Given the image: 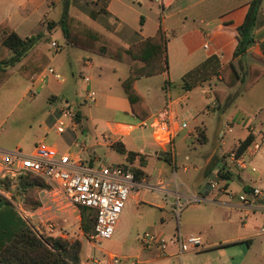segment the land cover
<instances>
[{"label": "crops", "instance_id": "0c3cea01", "mask_svg": "<svg viewBox=\"0 0 264 264\" xmlns=\"http://www.w3.org/2000/svg\"><path fill=\"white\" fill-rule=\"evenodd\" d=\"M250 1L251 0H170L166 5H163V0H70V13L99 31L105 37L124 47H129L137 41L154 36L159 28H162L167 36L166 53L168 69L166 72L159 75L144 76L137 80L135 85L150 107L152 112L150 117L163 111L168 100H171L173 116L177 117V120L171 121L173 127L177 129V133L173 140L180 135L182 139L185 140H188L191 137H195L199 140L196 128L204 130L203 127L198 123L192 128H189L188 123L187 127H181V124L184 123V121H179L180 115L177 105L186 99H190L191 92L197 87H202L201 91L205 94V98H210L212 97V89L206 87L205 84H211L210 87H212L213 83L215 85L218 83L219 86L217 87H220L222 83L220 81V76L211 74L207 80L199 81L197 85L188 89L184 82H182V79L190 71L199 67L210 58H213L212 62L209 64L210 70L215 69L218 71L219 68L232 60L238 65L241 72L244 73L243 75H245L248 72L249 67L257 62L251 54L255 53L260 56L264 55L263 0L253 32L254 43L249 47L246 53L237 58L233 57L234 50L237 46L235 28L243 22L248 9L247 5ZM63 2L64 0H0V23L7 21L18 33L19 26L28 23L32 15L37 13L44 6H53L56 8L58 5H61V10L63 12ZM44 19L48 22L51 20H58L46 17ZM87 20H90L91 23ZM58 28L59 27H55L50 30L58 31ZM50 30L49 32L51 33L52 31ZM61 35L63 36L62 31ZM65 44L67 46L66 54L58 61L59 65L53 67L56 70L61 69L66 71L68 68H66L67 65L79 66L80 71L86 75L84 79L85 84L90 87V90H98L97 92L99 95L104 96L107 106L115 111L114 115L123 117L124 119L134 118L138 120L137 124L124 121H108L106 125L111 134L112 141L110 143L98 142V144L115 148L114 144L116 142H121L128 150L144 156L146 165L142 166L139 158H136L133 162L129 161L126 154L122 156L123 158L116 161L114 160L111 164H132L136 169H141L143 173L141 178L137 180L140 183L145 184L143 187L144 189L149 190L151 188L156 190V194H154L153 198L158 200L157 202H145L158 208L168 207L175 210L177 194H180L181 197V193L177 191V186L174 190L169 188L172 182V177L167 175L169 168L163 163L161 167L158 168L157 175H153L147 168L149 166V157H147V133L144 131L146 127L140 126L141 119L136 117L132 112L129 100L121 86L122 80L129 75V65L124 63L128 65V68L125 67L122 69L121 66H119V63L123 62L92 54L82 49L80 50H82L84 54L75 52L74 48L76 47L67 43L66 40ZM205 45H208V47H205ZM40 48L42 49L41 46ZM61 49H63V46L59 45L58 50L55 51L59 53L58 51H62ZM111 60L115 63L113 64ZM119 70H122V73L118 75L117 73ZM112 73L117 74L116 82H113L114 80L110 78V74ZM38 75L30 83V86H28L24 93L25 95H29L31 87L36 89L37 86L44 84L46 81L47 76L41 80L38 78ZM154 77H162L163 80L161 88L157 91L152 88L151 79ZM57 80L65 83L63 79ZM176 82L179 83V89L181 90H179L180 92L177 97L172 98L170 93L171 83ZM189 83L191 84V82ZM113 84L121 87L122 94L112 93ZM257 88H264V76L248 91L250 92ZM233 89L234 87L228 89V92L231 93ZM51 101L55 104L57 96L53 95ZM96 103H98V100ZM77 106L78 104L76 103L72 105V107L76 109L77 120L70 122L71 126L65 132H56L58 142H47L55 145L60 152L71 151L74 155H77L85 165L98 167L96 164L98 161L97 154L95 150L90 151V147L93 145L87 146L79 142L81 132L78 130V124L82 123L83 115L77 110ZM216 106L221 107L218 105L217 101L214 102V107ZM55 114L58 116V110H56ZM244 117L245 116L241 114L236 120V117L232 116V120L236 123L234 126L239 127L242 130L241 132H243L240 141L244 140L250 134L248 129L252 127L243 120ZM193 119L197 122V117H194ZM55 126L56 122L52 127L55 129ZM131 126H133L132 129ZM138 127L143 130L138 134V137L131 138L133 131ZM149 129L152 138L156 140L153 137V130L151 128ZM186 129L188 130L185 131ZM46 138L47 136L42 140H45ZM222 139L223 137H221L220 133L218 141H221ZM163 140L167 141L168 139ZM139 146L141 149H137L140 148ZM0 151L7 152L9 150L0 146ZM155 155L158 158L162 157V151L155 150ZM224 155L225 154L219 155L217 152H213L207 156L202 172L204 177H209L211 174H216L219 177V172L223 168L222 157ZM168 157L169 155L165 157V160H167ZM227 159L229 160L228 156ZM167 162L170 166H175L174 157L171 162L168 160ZM227 164L230 166L232 165L230 164V161H228ZM251 166L253 165L247 164L246 169L250 171L248 176L250 173H256L255 175L250 176L251 181L254 182V186L250 185L244 178L245 171L247 170L237 168L238 170L236 169L233 171V173H236L234 177L238 176L240 178V185L237 189L233 190L230 187L229 181L232 178H220L222 180V184L220 185L222 188L219 189L222 192H219L216 197H213L214 195H212V197H209V195H207V197H201L193 193V196L203 198L202 202L211 201L212 203H221L230 207L234 211L240 212L238 222L242 227V230H236L237 232L235 233L231 232V235L224 237L222 241L212 243L204 241L205 246L198 251H220L224 254L227 250L226 248L229 246L237 247L238 245H242V243H247L251 246L255 242V237L264 236L259 232L260 228L264 226V168L253 172ZM227 170L232 171L230 168H227ZM174 173L176 175V172ZM17 178L0 177V252L21 229L27 225L33 226V224H36L32 221L29 223V221L24 218L23 210L30 211L34 209L25 208L24 195L17 190ZM149 179L153 180L152 185L148 184ZM160 182L164 184L162 188H165V190L153 188V186H157ZM252 187L261 188L263 194L254 205L253 210L249 214V218L243 224L241 222V217L244 213L243 201L245 198L251 197L250 189ZM143 188L133 193V196L136 199H140L142 194L148 192L146 190L142 191ZM40 189L41 188L37 189L35 192L37 200H39ZM173 197L175 199H173ZM218 197L219 199H217ZM141 251L152 253L153 249H144L141 245ZM191 251L194 252L195 250L182 253L178 244L173 243L172 245H169L168 254L166 256L160 255L159 251L158 256L164 257L165 260L177 256L183 258L184 254ZM126 258H129V260L131 259L130 257ZM230 258L231 259L228 258L227 261L219 264H235V257L232 256ZM243 263L264 264V253L259 255L258 258L239 262L238 264ZM108 264L112 263L109 261Z\"/></svg>", "mask_w": 264, "mask_h": 264}, {"label": "rangeland", "instance_id": "374dc122", "mask_svg": "<svg viewBox=\"0 0 264 264\" xmlns=\"http://www.w3.org/2000/svg\"><path fill=\"white\" fill-rule=\"evenodd\" d=\"M61 9V5L56 8L44 6L32 15L28 23L18 28V33L22 37H30L38 33L44 34L38 47H42L48 58L46 67L59 65L58 61L64 57L67 51L60 27L58 31H52L48 28V21L44 19L45 17L59 19L62 15ZM87 21L91 23L90 20ZM49 30L52 32L50 33ZM54 40L63 46L62 51H58L59 53L51 45ZM74 51L84 54L79 48H74ZM111 62L115 63L112 60ZM119 66L122 69L128 68V65L124 63H119ZM66 68V71L57 69L65 83L58 81L51 75H47L44 84L36 87L34 95L24 94L30 86L31 80H27L19 74V65L11 69V77L0 90V146L9 151L19 149L29 153L35 144L46 136V141L58 142V136L52 127L58 118L55 112L62 105L68 103L72 106L76 103L78 104L77 110L83 115L82 123L78 124V130L81 132L79 142L87 146L93 145L90 147V151L95 150L97 154L98 161L96 164L98 166L103 163L111 164L114 160L123 158L124 154H121L115 148L99 145L98 142L110 143L112 141L106 125L108 121H124L137 124L138 120L134 118L124 119L114 115L115 111L107 106L104 96L99 95L98 90L96 91L98 103L86 101V94L90 91V87L85 84L86 75L80 71L77 65H67ZM121 73L122 70H119L117 74ZM117 74H110V78L114 80L113 82H116ZM151 83L152 88L157 91L163 84L162 77L152 78ZM114 84L112 93L122 94L121 87ZM205 85L210 89L219 86L218 83L217 85L213 83L212 87H210L211 84L206 83ZM179 88L178 82L171 83L170 93L172 98L179 95V90H181ZM201 89L202 87L193 89L190 99L178 104L177 108H179L180 122L188 123L189 128L194 127L197 123L203 127L208 137L206 143H201L195 137L185 140L182 139L181 135L172 140V143L166 140L157 141L152 138L149 128L144 129L148 139V171H151L153 175H157L158 168L163 163L169 168L167 175L172 177L169 188L174 190L177 186V191L181 193L180 208L177 210V204L175 210H172L168 207L158 208L146 203L145 201L157 202L158 200L153 198L156 190L143 188L142 191L146 190L148 192L142 194L140 199H136L133 194L129 197L113 237L98 243L89 238L92 231L86 233L83 230L82 218L78 222L75 218L66 216L69 220V228L73 232V236L69 240L81 242V264H108L110 257H117L121 262L120 264H124L126 257H130L131 261H137V264H219L227 261L228 258L231 259L232 256L235 257V264H238L239 262L258 258L259 255L264 253V236L255 237V242L251 246L247 243H242L237 247L229 246L224 254L220 251H191L184 254L183 258L177 256L165 260L164 257L158 256L157 247L152 248V253L141 251L140 238L146 232L158 234L164 238L168 245H172L174 243L172 240L179 234V231L183 237L199 235L204 241L212 243L222 241L224 237L231 235V232L235 233L242 230L241 224L238 222L240 212L217 202L190 203V198L193 193L201 197H207V195L216 197L222 191L219 187L212 188L210 181H216L221 185L222 180L220 178L224 179L222 175L227 173H230L232 177L229 181L230 187L233 190L238 188L240 178L238 176L234 177L236 173H233L237 167L227 164L229 161L227 156L229 157L232 148L238 147L243 132L237 126H233L229 131L226 125L228 121H232V116L236 117L237 120L243 114L245 116L243 120L254 127L256 135L264 134V88L246 92L243 90V84L240 83L231 92L233 97L237 95L236 99L228 105L222 104L221 107H214L216 100L213 92L212 97L205 98V94ZM53 95L57 96L55 104L51 101ZM76 117L75 120H77ZM194 117H197V122L194 121ZM142 130L139 127L136 128L131 138L138 137ZM224 132L223 139L218 141L219 134ZM137 149H141V147ZM155 150L162 151V157H156ZM213 152H217L219 155L225 154L222 157L223 165L232 171H224L223 168L219 172V177L216 174L204 177L202 172L206 158ZM168 155L174 157L175 166H170L165 160ZM245 159L247 164L257 167L258 170L263 169L264 140L259 151L251 158L246 155ZM174 172H176V175ZM249 172V170L245 171L244 178L250 185L254 186L250 176L256 173H250L248 176ZM152 181L149 179L148 184L152 185ZM173 199L175 198L173 197Z\"/></svg>", "mask_w": 264, "mask_h": 264}, {"label": "trees", "instance_id": "16d2710c", "mask_svg": "<svg viewBox=\"0 0 264 264\" xmlns=\"http://www.w3.org/2000/svg\"><path fill=\"white\" fill-rule=\"evenodd\" d=\"M169 1L163 0V5ZM262 1L251 0L247 5L248 9L243 22L235 28L237 46L233 53L234 58L246 53L254 43L253 32ZM63 4L61 17L58 20L49 21L48 28L60 27L66 42L76 48L128 64L130 71L129 75L122 80V89L135 116L141 120L149 118L152 114L150 107L135 84L144 76L159 75L167 71V36L165 31L159 28L154 36L124 47L73 16L70 13V0H64ZM43 37V33L22 37L7 21L0 23V90L11 77L13 67L19 65V74L32 82L47 66L48 58L38 47ZM251 55L257 62L249 67L245 75L232 60L219 68L218 71L210 70L209 64L213 60L210 58L184 76L182 82L190 89L199 81L207 80L211 74H216L220 76L222 85L212 88L213 95L219 106L228 105L236 98L228 92V89L242 83L243 90L248 91L264 76V55L260 56L255 53ZM196 129L198 139L201 143H205L207 137L204 130ZM252 140V134L241 140L238 144V154H242ZM114 147L120 153L126 154L129 161L133 162L139 158L141 165H146L144 156L128 150L123 143L116 142ZM167 160L172 161L171 155ZM223 168L224 171L227 170L224 165ZM142 173L141 169H136V179H140ZM222 177L224 179L232 178L230 173L223 174ZM45 187H48L47 183L39 176L22 174L17 178V190L24 195L26 209H35L39 206L40 202L36 199L35 192L37 189ZM94 214L92 209L82 208V227L86 233L94 229ZM80 253V241L53 237L45 231L37 234L34 226L27 225L2 249L0 264H81Z\"/></svg>", "mask_w": 264, "mask_h": 264}, {"label": "built area", "instance_id": "2783aa9c", "mask_svg": "<svg viewBox=\"0 0 264 264\" xmlns=\"http://www.w3.org/2000/svg\"><path fill=\"white\" fill-rule=\"evenodd\" d=\"M51 45L55 50H58L57 41H52ZM47 75L62 79V75L53 66H48L42 70L38 78L43 80ZM29 93L34 95L35 89L31 87ZM86 101L97 102L95 90H90L87 93ZM76 116V109L72 106L65 104L59 107L55 126L56 132H65L71 126L70 122L75 121ZM173 120H177V117L173 116L172 103L169 99L163 111L141 120L140 126L151 128L153 137L157 141L168 139L167 141L172 143L177 133V129L173 127L171 122ZM235 124L233 120L228 121L226 127L231 131ZM187 125L184 122L181 127L185 128ZM132 128L133 126H131ZM248 130L252 134L253 140L245 151L238 154V147H236L229 152L230 164L235 165L238 169L247 168L245 156L253 157L261 148V143L264 140V134L256 135L254 127H250ZM224 134L225 132L221 133V137H224ZM0 156V177L17 178L22 174H32L42 177L48 185V187L40 189L39 206L34 210H23L24 218L29 223L31 221L36 223L33 226L37 234L45 231L53 237L71 239L73 232L69 228V220L66 216L73 217L80 222L82 208L87 207L95 213L94 229L89 238L95 243L111 239L115 234L120 216L129 197L145 185L136 179V168L132 164L103 163L98 167L88 166L71 151L60 152L55 145L46 140L36 143L29 153L17 149L7 152L0 151ZM251 170L253 172L258 171L255 166H251ZM163 185L160 182L153 188L165 190L162 188ZM210 186L222 188L216 181H210ZM262 194L263 191L259 187L250 189L251 197L245 198L243 201L244 213L241 217L243 224L249 218L250 212ZM202 199L198 196H192L190 203L201 202ZM179 200L180 194H177V210L180 208ZM259 232L264 234V226L260 228ZM140 240L144 249L157 247L160 255L166 256L168 254L169 245L158 234L146 232ZM172 241L178 244L182 253L190 250L198 251L205 246L201 236L183 237L181 232ZM110 263L120 264L121 262L117 257H110ZM123 263L137 264L129 258H125Z\"/></svg>", "mask_w": 264, "mask_h": 264}]
</instances>
